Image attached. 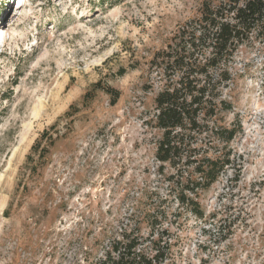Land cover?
Here are the masks:
<instances>
[{
    "label": "rangeland",
    "instance_id": "rangeland-1",
    "mask_svg": "<svg viewBox=\"0 0 264 264\" xmlns=\"http://www.w3.org/2000/svg\"><path fill=\"white\" fill-rule=\"evenodd\" d=\"M103 1L0 0V264H100L168 194L150 61L204 0ZM228 67L235 163L200 191L203 220L164 221V264H264V54L243 48ZM45 131L58 137L37 167L28 156Z\"/></svg>",
    "mask_w": 264,
    "mask_h": 264
},
{
    "label": "trees",
    "instance_id": "trees-1",
    "mask_svg": "<svg viewBox=\"0 0 264 264\" xmlns=\"http://www.w3.org/2000/svg\"><path fill=\"white\" fill-rule=\"evenodd\" d=\"M255 47L264 54V0H204L201 17L180 27L154 54L150 68L161 87L148 125L158 131L159 174L171 171L168 194L155 196L150 210L110 239L100 264H164L171 253L169 242L157 236L164 221L170 215L205 218L200 191L209 190L234 166L233 143L242 132L240 120L227 122L234 112L226 95L232 81L228 64L241 49ZM105 91L117 103L119 92ZM54 135L45 131L36 141L28 156L31 163L42 167L58 137Z\"/></svg>",
    "mask_w": 264,
    "mask_h": 264
},
{
    "label": "bare ground",
    "instance_id": "bare-ground-1",
    "mask_svg": "<svg viewBox=\"0 0 264 264\" xmlns=\"http://www.w3.org/2000/svg\"><path fill=\"white\" fill-rule=\"evenodd\" d=\"M20 2H22L23 0H19ZM27 1H29V0H27ZM28 3V2H27Z\"/></svg>",
    "mask_w": 264,
    "mask_h": 264
}]
</instances>
